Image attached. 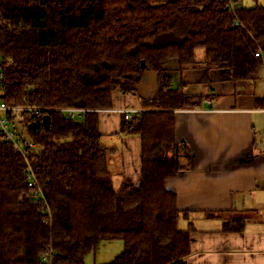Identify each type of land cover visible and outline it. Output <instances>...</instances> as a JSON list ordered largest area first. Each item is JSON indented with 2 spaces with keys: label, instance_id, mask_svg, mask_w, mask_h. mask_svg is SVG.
<instances>
[{
  "label": "trees",
  "instance_id": "obj_1",
  "mask_svg": "<svg viewBox=\"0 0 264 264\" xmlns=\"http://www.w3.org/2000/svg\"><path fill=\"white\" fill-rule=\"evenodd\" d=\"M227 4L0 0V100L87 110L9 119L17 137L34 144L29 161L52 222L43 221L44 206L27 186L22 156L0 135V264H48L42 254L49 248L51 264H85L112 240L123 249L108 264H187L191 224L180 228L188 213L166 187L187 166L173 111L200 108L203 98L174 88L175 76L204 67L250 81L264 66V0L233 11ZM146 72L155 74L156 92L141 98L143 111L123 113L114 134L140 138L134 185L111 169L117 149L104 144L98 114L112 108L115 91L136 94ZM246 219L237 216L225 229L241 231Z\"/></svg>",
  "mask_w": 264,
  "mask_h": 264
},
{
  "label": "crops",
  "instance_id": "obj_2",
  "mask_svg": "<svg viewBox=\"0 0 264 264\" xmlns=\"http://www.w3.org/2000/svg\"><path fill=\"white\" fill-rule=\"evenodd\" d=\"M175 77L174 88L203 98L200 108L173 111L187 166L166 187L188 213L180 222L192 228L187 264H264V66L250 81L231 82L227 72L204 67ZM143 81L136 94L114 92L112 108L98 114L104 144L117 149L111 169L134 185L140 182V138L114 134L123 112L143 111L141 98L156 92V77L151 93L140 91ZM237 216L251 217L241 231L226 230Z\"/></svg>",
  "mask_w": 264,
  "mask_h": 264
},
{
  "label": "built area",
  "instance_id": "obj_3",
  "mask_svg": "<svg viewBox=\"0 0 264 264\" xmlns=\"http://www.w3.org/2000/svg\"><path fill=\"white\" fill-rule=\"evenodd\" d=\"M237 0H228L227 7L229 10L233 11L235 8V3ZM256 56H261V52L255 54ZM60 111L65 113L67 116L73 118L79 116L86 112L85 109L80 108H60V109H46V108H36V107H27V106H9L5 102L0 100V135L2 138L9 143H11L14 148L19 152L22 156L24 163H25V180L27 183L28 188H30L33 192L34 197L36 198L37 202L43 204V212L45 214L43 221L49 225H51L52 218L51 213L46 203L44 194L42 190L38 187L37 179L33 170L32 165L29 161V151L33 148L34 144L29 142H22L20 138L17 137L15 131L11 128L9 119H15L17 114L21 112H27L30 114H39L40 112H49V111ZM135 111L126 110L123 113L125 114V118L128 119L132 113ZM53 251L51 248L46 250L42 254V260L44 262H48L51 264V259L53 256Z\"/></svg>",
  "mask_w": 264,
  "mask_h": 264
},
{
  "label": "rangeland",
  "instance_id": "obj_4",
  "mask_svg": "<svg viewBox=\"0 0 264 264\" xmlns=\"http://www.w3.org/2000/svg\"><path fill=\"white\" fill-rule=\"evenodd\" d=\"M262 0H237L235 3L236 7H252L256 4H261ZM201 51H198L200 54ZM143 85L140 89H145V93H151L153 89L156 88L155 84V74L152 72H146ZM154 91V90H153ZM118 92V91H115ZM237 214L233 213L227 217L236 216ZM249 218L251 216H248ZM182 229V228H181ZM117 245L119 248L113 249ZM123 249L122 242L119 240L112 241H101L96 251L89 253L84 258L85 264H108L112 261L113 257L118 255Z\"/></svg>",
  "mask_w": 264,
  "mask_h": 264
},
{
  "label": "water",
  "instance_id": "obj_5",
  "mask_svg": "<svg viewBox=\"0 0 264 264\" xmlns=\"http://www.w3.org/2000/svg\"><path fill=\"white\" fill-rule=\"evenodd\" d=\"M141 65H142V67H144L143 62H142ZM44 119H45L44 122H45L46 126H48V124H49V118L48 117H45Z\"/></svg>",
  "mask_w": 264,
  "mask_h": 264
}]
</instances>
